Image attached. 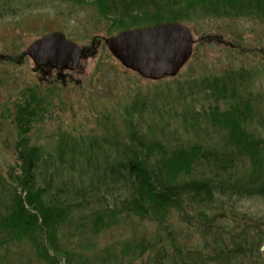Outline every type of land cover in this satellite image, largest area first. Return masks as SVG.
Masks as SVG:
<instances>
[{
	"label": "trees",
	"instance_id": "trees-1",
	"mask_svg": "<svg viewBox=\"0 0 264 264\" xmlns=\"http://www.w3.org/2000/svg\"><path fill=\"white\" fill-rule=\"evenodd\" d=\"M66 1L80 7L88 0ZM101 1L104 16L110 12L120 13L129 21L119 25L115 32L167 21L188 25L206 19H246L264 25V0H121V5L112 0ZM211 37L208 35L206 39ZM213 38L222 43L217 37ZM87 56L85 52L84 57ZM248 75L245 72L242 78L239 74L233 78L225 72L207 80L203 92L211 98L212 104L202 111H187L180 116L179 122L192 131L197 130L195 118L207 119L212 128L222 132L221 145L197 140L187 145L168 146L175 133L166 134L164 125L159 127V130L162 128L158 132L160 136L154 131L142 133L129 117L122 121L119 134L108 129L103 137L98 136L100 145L90 144L88 136L74 137L67 133L72 143L68 144L67 138L62 140L64 152L45 153L39 146L30 145L28 134L35 122L42 121V113L51 105L55 92L48 88V95L22 93L12 103L10 113V122L15 128L16 170L10 173L13 182L8 183L0 175V194L9 196L8 204L0 201L4 207L0 211V246L5 242L25 241L46 264H59L60 256L64 264H71V253L62 252L58 243V230L72 212V206L78 209L81 202L64 204L58 198L47 197L51 184L63 177L64 184L67 181L71 185L79 183L74 194H81L83 198L90 195V186L95 182V186L106 187L107 192L125 187L127 197L119 205H107L105 195L101 194L105 209L94 212L91 232L100 233L124 217L129 222L134 221L133 217L156 221L162 227L160 231L137 236L124 245L131 246L129 250L134 258L142 259L144 264H192L193 258L196 264H208L212 260L215 264H264L258 252L259 242L264 244V235L258 231L257 223L250 219L249 229L238 233L233 224L221 221L225 215L221 212L226 208L222 203L227 204L231 196L264 197V135L247 128L251 122L264 126V95L250 91L255 84L251 75L244 82L247 91L238 88L240 79L245 80ZM159 123L164 122L160 119ZM93 148L102 152L98 161L94 158L96 165L91 153L87 157L84 153V149L89 152ZM66 154L85 158V167L68 164L64 159ZM243 157L248 161V170L241 168L237 176V163L244 162L240 161ZM196 167L202 169L201 174L193 175ZM84 177L89 180L88 185L83 182ZM189 211L192 212L189 223L198 236L199 250L192 246L183 250L176 233L166 227L172 213L184 219L189 217ZM124 259L125 256L120 257L121 262Z\"/></svg>",
	"mask_w": 264,
	"mask_h": 264
},
{
	"label": "rangeland",
	"instance_id": "rangeland-1",
	"mask_svg": "<svg viewBox=\"0 0 264 264\" xmlns=\"http://www.w3.org/2000/svg\"><path fill=\"white\" fill-rule=\"evenodd\" d=\"M112 1L121 5V0ZM84 4L86 5L74 7L66 0H0V175L8 183L13 182L10 173L16 170V153L13 148L15 128L10 122V113L13 109L12 103L17 101L22 93L26 96H31V92L40 96L48 95V88L55 92L51 105L42 113V121L35 122L28 134L30 145L39 146L45 153L64 152L61 143L68 139L65 135L67 133L74 137L88 136L90 144H99L98 136L103 137L108 129L119 134L122 121L129 117L136 123V130L142 133L154 131L160 136L158 132L162 128L166 134L175 133L174 137L170 138L171 145L168 146L178 143L187 145L197 140L204 141V144L221 145L224 142L222 132L212 128L207 119L195 118L194 127L197 130L194 131L185 129L184 123L179 122L185 112L202 111L212 104L211 98L203 92L204 83L215 76H222L225 72H229L233 78L238 74L242 78L246 72L254 77L252 82L255 84L249 88L250 91L256 95H264L263 24L246 19H206L189 23L195 42L190 60L180 69L177 76L152 81L122 67L119 61L112 57L103 41L105 37L113 35L119 25L129 21L120 13L110 12L104 16L101 0H88ZM52 30H61L70 41L90 49L88 56L84 57L76 68L77 73L74 75L80 80L77 83L67 86L58 83L57 88L51 87L46 81H38L36 74L31 71L34 64L30 57L24 55L25 48ZM208 35H212L209 40L206 39ZM213 36L222 43L216 41ZM97 42L99 43L96 44ZM249 75L245 76V80L240 79L239 89L247 91L244 89V82ZM160 119L164 123L160 124ZM161 125L164 126L159 130ZM247 126L253 133L264 135V126L256 122L248 123ZM67 142L72 143L70 139ZM84 153L86 157L91 153L92 161L96 165L94 158L98 161L102 152L93 148L89 152L84 149ZM70 155L66 154L64 157L68 164L85 167V158L77 159V156ZM241 160L244 162L237 163V176L242 172L241 168L248 170L247 159L243 157ZM193 173L199 175L202 169L196 167ZM61 178L51 184L48 199L58 198L64 204L81 202L78 209L72 206V212L58 230V243L62 252L71 253V264H144L142 259L134 258L132 250H129L131 246L124 245L137 239V236L160 231L162 227L156 221H141L133 217L134 221L129 222L128 218L124 217L118 224L112 223L100 233L91 232V218L94 217V212L105 209L101 194L105 195L107 205H119L120 201L127 197L125 187L119 186L107 192L106 187L95 186V182L90 186V195L83 198L81 194H74V188L79 183L71 185L67 181L64 184L66 179ZM83 182L89 184L85 177ZM0 201L9 203L7 193L0 194ZM1 202L0 211L4 208ZM227 202L222 203L226 208L221 212L225 214L221 221L233 224L235 230L241 233L247 231L252 219L257 223L258 231L264 235V197L231 196ZM188 215L189 217L182 219L179 214L172 213L166 227L176 233L178 244L183 250H187L189 246L199 250L201 247L197 245L198 236L189 223V220H192V212L189 211ZM119 218L122 219L121 215ZM262 246L264 244L259 242L258 252L264 258ZM122 256H125L123 262L120 261ZM57 261L64 264L63 256ZM196 263L193 258L192 264ZM0 264L46 263L34 254L33 248L27 242L10 241L0 246ZM208 264H215V261L212 260Z\"/></svg>",
	"mask_w": 264,
	"mask_h": 264
},
{
	"label": "water",
	"instance_id": "water-1",
	"mask_svg": "<svg viewBox=\"0 0 264 264\" xmlns=\"http://www.w3.org/2000/svg\"><path fill=\"white\" fill-rule=\"evenodd\" d=\"M104 42L122 67L152 81L177 76L190 60L195 44L190 27L172 21L126 29L106 37ZM24 54L33 61V71L40 66L73 71L83 60L82 48L61 31L49 32L32 41Z\"/></svg>",
	"mask_w": 264,
	"mask_h": 264
},
{
	"label": "flooded vegetation",
	"instance_id": "flooded-vegetation-1",
	"mask_svg": "<svg viewBox=\"0 0 264 264\" xmlns=\"http://www.w3.org/2000/svg\"><path fill=\"white\" fill-rule=\"evenodd\" d=\"M98 43L99 42H97L96 44ZM85 52L89 54L88 52H90V49H88L87 47H83V55L85 54ZM34 67L35 66L33 65L31 71H33ZM33 72L36 74L38 81H46L51 87H56L58 83L62 86H67L68 84H73L74 82L77 83L78 81H80L79 79L75 78L74 74L77 73L76 70L59 71L52 67L49 68L47 66H40V68H37V70Z\"/></svg>",
	"mask_w": 264,
	"mask_h": 264
}]
</instances>
